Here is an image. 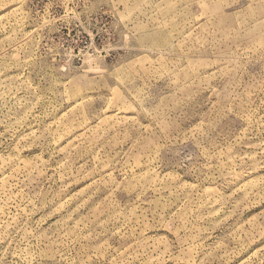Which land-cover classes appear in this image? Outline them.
I'll return each instance as SVG.
<instances>
[{"label":"rangeland","instance_id":"374dc122","mask_svg":"<svg viewBox=\"0 0 264 264\" xmlns=\"http://www.w3.org/2000/svg\"><path fill=\"white\" fill-rule=\"evenodd\" d=\"M0 264H264V0H0Z\"/></svg>","mask_w":264,"mask_h":264}]
</instances>
